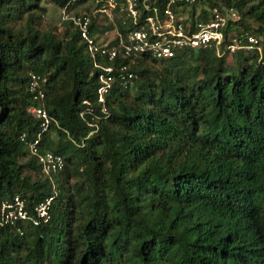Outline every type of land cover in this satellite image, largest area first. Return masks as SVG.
I'll return each mask as SVG.
<instances>
[{
    "label": "trees",
    "instance_id": "1",
    "mask_svg": "<svg viewBox=\"0 0 264 264\" xmlns=\"http://www.w3.org/2000/svg\"><path fill=\"white\" fill-rule=\"evenodd\" d=\"M49 3L89 15L96 35L107 0H0V208L53 197L47 223L0 226V264H264V0L178 3L192 24L214 6L241 18L220 54L100 57L134 74L105 104L87 41L72 19L46 22ZM248 34L261 38L253 49ZM31 73L47 78L40 151L66 161L52 178L21 140L41 132Z\"/></svg>",
    "mask_w": 264,
    "mask_h": 264
},
{
    "label": "built area",
    "instance_id": "2",
    "mask_svg": "<svg viewBox=\"0 0 264 264\" xmlns=\"http://www.w3.org/2000/svg\"><path fill=\"white\" fill-rule=\"evenodd\" d=\"M194 4L196 0H169L162 9L158 0H107L98 11L107 13L113 20L117 36L114 41L101 42L91 31L92 19L89 15L69 16L64 11L63 20L72 19L79 27L81 36L87 41L88 49L94 58L95 66L100 68L97 88L98 100L105 104L107 96L117 78L125 83L134 74L130 72L129 65L119 68L113 64L104 65L100 57L115 60L118 57L135 59L143 54H149L158 59L173 58L178 51L194 48L205 49L215 46L219 52L226 43V28L230 20H239L241 15L233 8L221 9L219 6L210 8L209 18L199 20L192 24L187 17L177 10L178 3ZM121 6L124 15L125 32H122L115 23L117 6ZM248 48L253 49L260 41V37L248 34ZM242 45L237 38L227 44L231 52L241 49ZM119 73V74H118ZM47 78L40 74L31 73L29 90L36 102L29 111L41 121V132L33 140H27V134L21 135V140L27 142L33 155L38 157L43 172L53 177L54 174L64 170L65 158L52 151L41 152L39 144L42 132L49 129L51 117L44 105L46 97L45 86ZM53 197L47 198L30 211L25 199L19 194L12 199L5 200L0 208V226L16 225L18 222L31 221L34 225L47 223L51 218V205Z\"/></svg>",
    "mask_w": 264,
    "mask_h": 264
},
{
    "label": "rangeland",
    "instance_id": "3",
    "mask_svg": "<svg viewBox=\"0 0 264 264\" xmlns=\"http://www.w3.org/2000/svg\"><path fill=\"white\" fill-rule=\"evenodd\" d=\"M92 1V0H91ZM90 2V1H89ZM97 2H93L92 7L96 6ZM64 9L49 3L47 13L44 16L46 22L51 24H58L60 26L61 20H63ZM113 25V20L107 13H100L96 20V37L101 42H108L114 41L117 36V31L113 28L111 29L110 26ZM233 34V32L231 33ZM198 50H196V53ZM232 63V59H231Z\"/></svg>",
    "mask_w": 264,
    "mask_h": 264
}]
</instances>
